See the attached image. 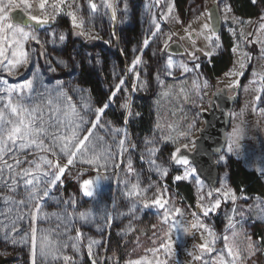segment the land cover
Returning a JSON list of instances; mask_svg holds the SVG:
<instances>
[{
	"label": "trees",
	"instance_id": "1",
	"mask_svg": "<svg viewBox=\"0 0 264 264\" xmlns=\"http://www.w3.org/2000/svg\"><path fill=\"white\" fill-rule=\"evenodd\" d=\"M79 1L78 10L86 25L98 32L106 43L90 44L74 37L70 20L60 17L56 26L67 35L66 41L30 50L29 62L22 67L17 81H33L34 99L24 101L26 108L34 107L43 95L45 99H52L50 108L53 113L57 109H74L83 118L77 120L83 135L91 126L90 122L95 121L96 109L108 103L116 86L129 76L130 65L141 53L145 39L155 32L156 24L161 23L162 15L158 10L154 12L151 0H119L115 19L112 9L103 1L98 0L96 12L90 8L89 0ZM229 1L241 16L255 18L264 14V0H260V5L251 0ZM175 6L179 17L187 22L204 11L205 0H175ZM46 33L47 30L39 34L44 36ZM220 34L222 50L205 67L209 77L222 75L233 63L231 37L225 32ZM163 48L164 35L159 32L143 54L131 109L139 115L127 119V109L123 105L128 104L132 90L124 84L92 130L89 137L91 148L102 153L101 163H104L103 157L107 158L106 167L99 170V175L107 177L102 186L92 197L84 196L80 181L94 178L98 173L94 167L74 160V168L67 169L63 177L64 186L54 189L45 201L38 217L36 264H145V257L141 253H132L131 247L136 237L133 232L147 228L155 215H162L151 201L166 190L170 196L179 194L187 202L194 203L192 185L174 181L179 169L172 163L173 149L163 143L155 130L154 100L161 83L171 80V74H168L171 69L166 70ZM129 80L134 82L133 75ZM0 89H3L2 85ZM11 98L18 103L16 95ZM7 99L8 93L0 91V107L7 103ZM260 105L264 108V97ZM41 107L47 114L49 106L41 104ZM121 139L124 140L123 146L119 143ZM123 156L125 163L120 165ZM224 156L226 163H220L221 178L233 192L264 198V181L260 175L249 170L236 157ZM64 162L66 159L61 160ZM129 162L131 172L127 171ZM81 169L83 176L80 175ZM165 170L166 175L163 174ZM133 186L138 195L135 192L129 195ZM25 195L21 189L16 198L23 199ZM70 198H75V206L64 203ZM145 202H148L147 207ZM82 213L90 214L92 218L85 222L80 219ZM219 217L220 214L215 224L224 233L227 225ZM31 223L26 219L21 223L20 231L12 235L19 241L21 233L30 232ZM249 232L257 245L260 240L264 245V223L250 225ZM42 235L53 241L51 250L43 256L40 254ZM4 236L5 232L0 231V264H31L30 242L14 245ZM91 241H99V244L92 245L93 257L88 254ZM222 242L221 238L219 246ZM65 257L70 259L65 260Z\"/></svg>",
	"mask_w": 264,
	"mask_h": 264
},
{
	"label": "rangeland",
	"instance_id": "2",
	"mask_svg": "<svg viewBox=\"0 0 264 264\" xmlns=\"http://www.w3.org/2000/svg\"><path fill=\"white\" fill-rule=\"evenodd\" d=\"M101 1L105 5L110 4V8L117 15L119 0ZM151 1L154 12L158 10L162 15L159 30L156 29L154 33L161 32L164 35V48L165 44L168 45L175 39L181 42L186 50L184 56L163 53L166 61L171 57L173 63L170 68L171 80L161 83L158 95L154 100L156 134L163 143L171 145L172 156L177 148L194 150L195 140L199 136L200 129L205 125L201 112L209 109L213 94L218 89L228 88L231 90V87L239 86L240 101L231 113V128L227 144V147L231 144L233 151L228 153L226 147L223 155H232L241 160L249 170L257 172L264 181V174L261 172V169H264V108L260 105V101L264 97V27H262L264 26V19H262L264 14L248 18L236 13L229 0H205L204 11L199 16L183 22L177 13L175 0H159V3L157 0ZM251 1L255 5L261 4L260 0H255V3L253 0ZM40 2L41 0H30L33 15H43L39 9ZM52 2L53 0H49L50 4ZM93 2L97 4V8L93 10L96 12L99 2L98 0H93ZM216 2L222 18V33L228 34L232 40L233 63L230 70L222 75L209 77L205 73V67L212 63L213 58L221 52L223 45L222 36L213 32L211 19L208 15L209 8ZM79 3V0H75V3L73 0H66V3L62 5L63 11L57 15L55 22L57 23L60 17H67L71 22L74 37L81 38L90 44L106 43L98 32L86 25L78 10ZM69 5L72 6L69 7ZM169 9H171L170 12ZM69 12L76 14L78 23L83 20V28L72 26V18L67 14ZM205 24L209 27L204 28ZM81 31L85 32L84 36L79 35ZM34 32L40 40V44L31 39L26 41L24 50L27 54L30 50H40L47 44L65 42L67 39V35L57 26L47 30L44 36L40 35V31L36 29ZM194 33L196 38H193ZM61 34L65 36L63 41L59 40ZM92 36L98 38L92 39L90 38ZM153 36L147 39V46L143 44V49L137 56L140 62L135 65V68L132 67V63L128 69L129 76L133 75L134 77V82L131 83L129 76H126L123 83L119 84L120 88L127 84L132 90L128 102L130 109L133 106L143 54ZM234 48L235 51H233ZM191 53H195V57L190 55ZM241 64L244 65L243 68H241ZM180 65L193 70L185 72ZM196 65L199 67L197 68ZM23 66H17L12 75H9L8 71L0 66V77L7 79L9 84L22 83L24 81H17V79ZM241 72L242 75L239 74ZM0 85L3 88L7 87L2 79H0ZM118 92H114L113 99ZM11 95H16V93L13 92ZM256 96H260L259 101L255 99ZM111 102H108V105ZM127 119H130V116L127 115ZM219 160L220 158L217 161ZM124 163L125 157L123 156L120 165ZM69 168L74 167L69 165ZM191 168L195 167L193 165L178 167L179 173L175 177L185 175L186 170L190 172ZM80 171L83 172L82 169ZM127 171H132L129 166ZM174 181L192 185L195 191L194 203L187 202L179 194L170 196L166 190L160 192L157 198L162 196L161 202L166 200L167 203L164 208H160L156 204L153 206L159 209L162 215H155L147 228L133 232L136 233V237L134 236L132 242V253H141L145 257V264H204L205 261H208L209 264H219L218 253L223 251L226 254L227 248H232L234 252H239V258L235 260L234 264H264V245L261 244V240L257 245L249 232L250 225L264 223V198L249 196L245 193L235 194L237 197L235 203L231 200L221 199L219 208L204 215L202 214L204 208L209 207L218 196L215 189H222V185L231 189L226 181L221 178L218 186L213 189L209 183L199 177L197 171L192 172L187 179H175ZM102 184L103 179L96 190ZM58 186H64V182L62 185L58 182L54 189ZM164 187L167 188V185L164 184ZM210 190L213 191L211 198L206 195ZM201 196L204 198L200 199ZM48 197L41 201L40 210ZM198 208L202 213L198 211ZM176 209L179 210V214L175 212ZM165 211L168 212L167 221L164 220ZM219 214L220 221L227 225L224 233H221L215 224ZM38 217L39 213L35 215V223H31L36 228V242ZM199 224H202L203 227H193V225ZM225 237L227 240L224 239ZM221 238L223 242L222 246H219ZM213 241L214 243H212ZM205 243L214 248V251L208 253L200 248V245ZM162 244L167 247L162 248ZM157 249L159 251H156ZM91 256L93 257V254ZM195 257L202 258L196 259ZM225 258L228 259L226 255Z\"/></svg>",
	"mask_w": 264,
	"mask_h": 264
},
{
	"label": "snow or ice",
	"instance_id": "3",
	"mask_svg": "<svg viewBox=\"0 0 264 264\" xmlns=\"http://www.w3.org/2000/svg\"><path fill=\"white\" fill-rule=\"evenodd\" d=\"M253 2L255 3V0ZM65 3L66 0H53L51 4L49 0H41L39 9L43 15L37 16L31 12L32 4L30 0H0V66H3L9 75L13 74L17 66L26 65L29 62L28 54L24 50V43L31 39L37 44H40V40L35 35L34 29L37 26H44L50 22H54L57 15L63 11L62 5ZM73 3H75V0H73ZM157 3H159V0H157ZM71 6L69 5V7ZM89 6L92 10L97 8V4L93 0H89ZM106 6L111 7L110 4ZM16 9H21L25 13L26 18H20L18 22L13 23L11 14ZM170 11L171 9H169ZM67 14L71 16L72 26L74 28H83V20H80L78 23L77 16L74 12ZM112 15L113 19H115V11H113ZM208 15L209 18H212L213 12H209ZM32 22L35 23L33 24ZM217 22H219L218 18ZM159 27V24H156L157 31ZM208 27L209 25H204V28ZM79 35L84 36L85 32L81 31ZM152 35H155V33ZM90 38L96 39L98 37L92 36ZM64 39L65 36L61 34L59 40L63 41ZM147 44L148 40L146 39L144 45L147 46ZM165 48H167V44H165ZM233 51H235V48ZM43 54L42 51L41 55ZM190 55L195 57V53H191ZM139 62V58L135 59L132 67L135 68V65ZM172 63L173 61L169 57L166 70L171 68ZM180 67L185 72L193 70L184 65H180ZM196 67L198 68L199 65H196ZM243 67L244 65L241 64V68ZM50 70L56 71L55 68H50ZM168 74L170 75L171 73L169 72ZM239 74L242 75L243 73L241 72ZM0 79L3 80L4 85H7L6 88L0 89V91L8 93L7 103L0 107V205H3V207H0V231H4V238L11 239V243L14 245L30 242L31 264H36V228L32 224L35 223V215L39 213L41 201L49 196V193L56 187L58 182L61 185L63 184L62 177L69 165H73L74 160H78V162L94 167L98 173L94 178L80 181V187L84 196L92 197L96 188L99 187L101 180L107 179V177L99 175L100 168L106 167L107 165V158L103 157L104 163H101L102 153L96 152L91 148L89 137L92 136V130L97 127V124L100 122V116L109 105L105 103L102 107L96 109L95 121L90 122L91 126L84 130V134L81 135L80 124L77 120L82 121L83 118L79 117L74 109H57L53 113L50 108L53 103L52 99H45L43 95L39 97L34 107L26 108L24 101L34 99L32 91L33 81L25 80L22 83L9 84L7 79H3L2 77ZM122 83L123 81L121 80ZM133 88H135V85H133ZM119 90L120 87L117 85L116 91ZM13 92L16 93L18 103H14L11 98ZM114 95L115 93H113ZM113 96L109 97V102L112 101ZM255 99L259 101L260 96H256ZM41 104L49 106L47 114H45ZM123 107L129 109L128 116L139 115V113H133L128 104L123 105ZM126 122L127 119L125 120ZM115 131L119 132L122 130L116 129ZM119 143L123 146L124 140L121 139ZM232 151L233 148L229 144L227 152L231 153ZM62 159H66V163L62 164ZM172 160L180 165H189L190 163L185 155L180 154V148L176 149ZM217 162L226 163L225 156L222 155ZM129 169H131L130 162ZM195 171V168H191L190 172L186 170L185 175L176 176L175 179H187ZM261 172L264 174V169H261ZM163 174H167L166 170ZM80 175L83 176L84 173L81 172ZM21 189H23L26 195L23 199H17L16 196ZM222 189L214 190L218 193V196L211 202L209 207L204 208V215L219 208L221 199L231 200L235 203L237 199L235 193L227 188L226 185H222ZM134 192L135 186H133V192H130L129 195H132ZM135 194L138 195L139 193L135 192ZM206 195L211 198L213 191H208ZM203 198V196L200 197V199ZM162 199L163 197L160 196L153 199L151 203L159 205L160 208H164L167 201L164 200L162 203ZM64 203L75 206L76 201L75 198H70ZM147 206L148 202H145V207ZM175 212L179 214L178 209ZM91 218L90 214H80V219L85 222ZM26 219L32 221V224L29 225L30 232L21 233L20 240L18 241L12 234L20 231V225ZM167 219L168 212L165 211L164 220L167 221ZM197 226L203 227L202 224L193 225V227ZM224 239L227 240V237ZM93 244H99V241H91L88 244L89 256L92 255ZM52 245L53 241L48 236L42 235L40 244L41 256L45 255L46 251H50ZM73 247H75V244H73ZM161 247L164 248L167 245L162 244ZM200 248L206 250L208 253L214 251V248L210 247L208 243L200 245ZM156 251H159V249ZM225 255L228 259L225 258ZM195 258L201 259L202 257ZM218 258L219 264H234L235 260L239 258V252H234L232 248H227L226 254L223 251L218 253ZM68 259L70 258L65 257V260ZM204 264H209V262L205 261Z\"/></svg>",
	"mask_w": 264,
	"mask_h": 264
},
{
	"label": "water",
	"instance_id": "4",
	"mask_svg": "<svg viewBox=\"0 0 264 264\" xmlns=\"http://www.w3.org/2000/svg\"><path fill=\"white\" fill-rule=\"evenodd\" d=\"M209 12H213L211 19L212 30L214 33L220 34L222 31V18L217 5L214 3ZM13 23L18 22L20 18H26L25 13L21 9H16L12 12ZM217 18L219 22H217ZM33 24L35 22H32ZM56 26V22H50L48 25L37 26V31H46ZM117 28V21L114 25V30ZM193 34V38H196ZM167 54L184 56L186 50L181 42L174 40L165 49ZM231 90L235 93L233 96L229 95L228 88L217 90L213 94L211 104L208 110L201 112L205 121V125L200 129L199 136L195 140L194 150L182 148L180 154L185 155L189 160V165L196 168L199 177L209 183L214 189L218 186L221 179L220 164L217 162L226 150L229 141V131L231 128V111L235 108L240 100V87H232ZM172 163L175 167H186L189 165L177 164L174 160ZM198 211L202 213L200 208ZM203 214V213H202Z\"/></svg>",
	"mask_w": 264,
	"mask_h": 264
},
{
	"label": "flooded vegetation",
	"instance_id": "5",
	"mask_svg": "<svg viewBox=\"0 0 264 264\" xmlns=\"http://www.w3.org/2000/svg\"><path fill=\"white\" fill-rule=\"evenodd\" d=\"M221 32H222V31H221ZM174 40H175V39H174ZM172 42H173V41H172ZM169 44H171V42H170ZM169 44H168V45H169ZM168 45H167V46H168ZM165 49H166V48H163V51H164V53L167 54V52H166ZM231 88H232V87H231ZM218 90H219V89H218ZM228 90H229V89H228ZM228 93H229V95H231V96H233V95L235 94L232 90H229ZM212 98H213V97H212ZM239 101H240V100H239ZM238 104H239V102H238ZM238 104H237V105H238ZM231 113H232V111H231Z\"/></svg>",
	"mask_w": 264,
	"mask_h": 264
}]
</instances>
